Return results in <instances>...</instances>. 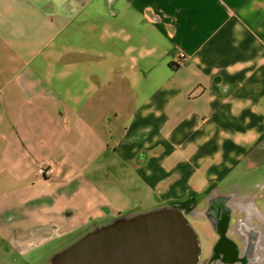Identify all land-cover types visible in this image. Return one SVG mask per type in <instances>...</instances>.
<instances>
[{
    "label": "crops",
    "instance_id": "0c3cea01",
    "mask_svg": "<svg viewBox=\"0 0 264 264\" xmlns=\"http://www.w3.org/2000/svg\"><path fill=\"white\" fill-rule=\"evenodd\" d=\"M164 211L264 264V0H0V248Z\"/></svg>",
    "mask_w": 264,
    "mask_h": 264
},
{
    "label": "water",
    "instance_id": "95a60500",
    "mask_svg": "<svg viewBox=\"0 0 264 264\" xmlns=\"http://www.w3.org/2000/svg\"><path fill=\"white\" fill-rule=\"evenodd\" d=\"M120 232L130 239L128 249L117 239ZM198 257L192 228L176 211H164L129 220L120 229L111 225L98 230L75 243L56 264H196Z\"/></svg>",
    "mask_w": 264,
    "mask_h": 264
},
{
    "label": "rangeland",
    "instance_id": "374dc122",
    "mask_svg": "<svg viewBox=\"0 0 264 264\" xmlns=\"http://www.w3.org/2000/svg\"><path fill=\"white\" fill-rule=\"evenodd\" d=\"M151 212H155V210ZM113 221L108 220L104 223L99 222L98 224H92L82 229H74L71 230L73 231L71 234L60 237L54 235V237H48L42 243H35L31 248L26 242L23 244V249L16 247L9 250L8 244H2L8 250L1 251L3 247L0 248V264H56L61 256L75 245V243L98 230L110 227ZM223 257L224 255L221 249L217 248L216 251H208L205 249L203 252H199V258L196 264H229L226 261L228 258L227 255L226 258Z\"/></svg>",
    "mask_w": 264,
    "mask_h": 264
},
{
    "label": "flooded vegetation",
    "instance_id": "af4514ba",
    "mask_svg": "<svg viewBox=\"0 0 264 264\" xmlns=\"http://www.w3.org/2000/svg\"><path fill=\"white\" fill-rule=\"evenodd\" d=\"M135 218H138V217H135ZM135 218H119V219H116V220H114L113 221V223H112V226H117V228L118 229H120L121 227H122V225L123 224H125L127 221H129V220H132V219H135ZM119 231V230H118ZM117 231V232H118ZM119 235L118 236H121V237H119V238H117V239H119L118 241H120L121 242V245H126L127 247H126V249H128V246H129V237H127L125 240H124V238H123V233L122 232H120V233H118ZM125 241V242H124ZM123 249V248H122ZM124 249L122 250V254L124 255Z\"/></svg>",
    "mask_w": 264,
    "mask_h": 264
},
{
    "label": "built area",
    "instance_id": "2783aa9c",
    "mask_svg": "<svg viewBox=\"0 0 264 264\" xmlns=\"http://www.w3.org/2000/svg\"><path fill=\"white\" fill-rule=\"evenodd\" d=\"M181 57H184V54H181ZM38 172L40 175H44L47 176L51 173V169L47 168V167H40L38 169Z\"/></svg>",
    "mask_w": 264,
    "mask_h": 264
}]
</instances>
